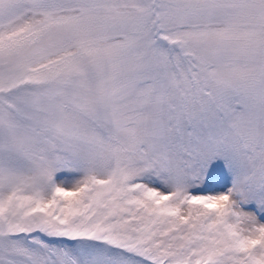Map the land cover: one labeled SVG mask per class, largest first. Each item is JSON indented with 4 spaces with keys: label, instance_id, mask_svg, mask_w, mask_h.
Segmentation results:
<instances>
[{
    "label": "snow or ice",
    "instance_id": "6c2138e0",
    "mask_svg": "<svg viewBox=\"0 0 264 264\" xmlns=\"http://www.w3.org/2000/svg\"><path fill=\"white\" fill-rule=\"evenodd\" d=\"M0 264H264V0H0Z\"/></svg>",
    "mask_w": 264,
    "mask_h": 264
}]
</instances>
